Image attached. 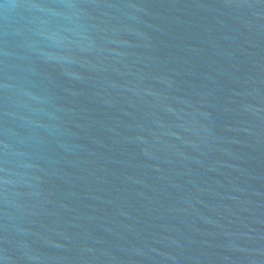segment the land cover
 I'll use <instances>...</instances> for the list:
<instances>
[{
  "label": "water",
  "instance_id": "water-1",
  "mask_svg": "<svg viewBox=\"0 0 264 264\" xmlns=\"http://www.w3.org/2000/svg\"><path fill=\"white\" fill-rule=\"evenodd\" d=\"M0 264H264V0H0Z\"/></svg>",
  "mask_w": 264,
  "mask_h": 264
}]
</instances>
